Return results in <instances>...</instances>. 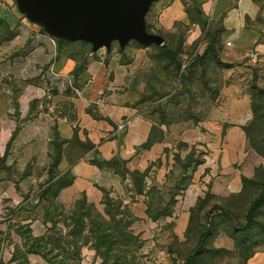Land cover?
I'll return each mask as SVG.
<instances>
[{"label": "crops", "instance_id": "crops-1", "mask_svg": "<svg viewBox=\"0 0 264 264\" xmlns=\"http://www.w3.org/2000/svg\"><path fill=\"white\" fill-rule=\"evenodd\" d=\"M166 1L159 28L169 41L176 23L190 19L182 0ZM203 9L220 24L219 39L231 42L223 61L234 66L225 68L227 81L202 118L165 123L142 100L143 78L156 62L153 47L129 43L94 52L82 41L61 42L16 0H0L6 25L0 26V211L7 196L5 205L15 211L12 250L23 245L15 228H29L34 237L47 232L46 200L37 189L48 185L56 149L53 181L69 174L56 201L71 208L86 198L104 215L108 202L117 204L148 245L168 246L160 240L169 234L187 239L201 199L221 205L244 191V178H255L264 157L246 127L254 119V68L264 88V0H204ZM199 35L194 28L183 45ZM247 264H264V244Z\"/></svg>", "mask_w": 264, "mask_h": 264}, {"label": "rangeland", "instance_id": "rangeland-1", "mask_svg": "<svg viewBox=\"0 0 264 264\" xmlns=\"http://www.w3.org/2000/svg\"><path fill=\"white\" fill-rule=\"evenodd\" d=\"M182 1L185 11L186 9L191 10V17L189 22L176 23L177 36L169 41L166 34L159 28L160 10L164 5H160L161 0L153 4L146 17L148 30L162 34L165 37L166 48L153 47L152 54L156 58V62L143 78L147 85L142 94V100L145 101L148 114L159 122L165 123H194L198 121L211 105L212 96L216 95L227 81L224 74V63L227 62L223 59L229 49L227 47L230 46L220 40L217 44L219 50L216 48L215 54L212 48L206 50L210 35L215 33L218 36L220 34V24L212 22L205 12L198 13V9L202 8V0ZM259 24L257 22L256 26ZM0 26L4 27L3 29L6 28L2 21H0ZM194 28L199 30V37L188 46H184L185 36ZM130 43L138 45V42L134 40ZM113 45L120 47L118 42H114ZM167 49H171L173 54H169ZM187 55L191 57V60L186 70L182 71V64ZM251 135L256 145L264 152V114L262 110L252 127ZM78 147L77 153L84 151L80 148L81 145ZM55 158L56 156H53L52 163ZM1 167L2 164L0 169ZM54 173L57 174L56 169H54ZM68 178L69 175L65 174L56 180L57 183L53 181L50 184L51 190L46 194L47 200L44 202L46 212H44L43 218L47 221L48 228H55L62 239V247L65 249L63 251L58 247L54 250V253H58L57 259L60 264H182L194 249L199 230L204 224L203 212L194 215L193 228L187 235V239L180 240L177 236L169 234L160 240V242L169 243L168 246L148 245L146 240L130 230V220L128 217H122L121 209L107 206L106 211H110V216L102 214L98 207H92L89 204L83 207L76 203L71 208H66L57 203L54 196L59 182L64 183ZM39 189L40 187L37 192L43 191L42 189L39 191ZM252 193L254 195L256 192L252 190ZM253 195L235 199L231 205L227 204V207L235 210L240 221H243L244 210L247 209ZM6 197L3 201V211H0V264H49L42 255L30 251V245L33 242L28 237L33 235L24 226L15 228L23 239V245L16 246L15 250H12L13 232L10 231V228H13L12 213L15 211L13 207L5 205V203L7 204ZM7 200L12 201L11 198H7ZM213 202L214 200H207L203 209H208ZM262 209L264 211V207ZM74 210L77 212L75 216L80 225L77 226L78 232L71 235L75 228L70 226L69 217L71 216L70 212ZM211 218H213V230L206 245V248L211 252L199 256L194 264H246L249 250L246 248L236 249L232 246L229 235L232 234L233 228L229 221L224 217H218V215L211 216ZM91 220L94 221V225L91 224ZM256 221L260 227L256 225L253 233L255 234V231L259 233L254 235L247 244H251L255 240L264 243V217L259 216ZM93 228L99 229L101 232L111 228L108 233L113 232L118 236L122 251L117 250V246L114 251L106 254L108 242L105 245L101 244L102 248L96 249V245L99 244L90 233ZM81 229L82 231L79 232ZM74 243H77L79 248ZM217 243L224 248L229 249L230 247L231 250L217 255L212 252L218 247Z\"/></svg>", "mask_w": 264, "mask_h": 264}, {"label": "trees", "instance_id": "trees-1", "mask_svg": "<svg viewBox=\"0 0 264 264\" xmlns=\"http://www.w3.org/2000/svg\"><path fill=\"white\" fill-rule=\"evenodd\" d=\"M203 3H204V0H202V3H201L202 8L198 9L199 14H203V12H204ZM186 13L188 14L189 19H190L191 10L186 9ZM148 31L152 32L150 30H148ZM160 35H162V34H160ZM60 41L61 42H67L65 40H60ZM219 41H220L219 35L217 36V34H215V33L211 34L207 40L206 50H208L209 48L210 49L212 48V51L215 54L217 52V51L215 52V49L216 48L218 49L217 44ZM82 42L90 44L86 41H82ZM137 44L139 46H142V47H157V48L161 47L162 49L166 48V43H164L163 45H160V46H158L156 44H151V45H142L140 43H137ZM167 51L169 52V54H173L171 49H167ZM232 66H234V63H224V68H228V67H232ZM258 76H259L258 70L256 68H254V74H253V80H252L253 81L252 89L254 90V94H253L254 119H253L252 123L246 127V132H247V135H248V138H249V141H250V144L252 145V147L260 155H262L264 157V152H262L260 147L258 145H256V143H255V141L251 135L252 127H253L254 123L257 121V119L259 118L260 110H262V112L264 114V88L258 87V85L256 83ZM88 144L91 145L90 143H88ZM60 154H61V150L56 149V153L54 155V156H56V158L54 159L53 163L51 164L50 171H49L50 177H49L48 185L43 189V191L40 194V197L44 198L45 200H47L46 199L47 192L49 190H51V187H52V186H50V184L53 182V178H54V167L58 163ZM3 161H4V158H0V162H1L0 165L2 164ZM66 174H68V173H66ZM56 183H57V181H56ZM65 184H66V181L64 183L59 182V186L57 187V190H56V193L54 196L55 200H56V195H57L60 187L65 185ZM252 190H254V192H256L254 195L252 193ZM251 195H253V197L249 201L247 209L244 210L243 221H240L239 216L237 215L235 210L227 207V204L231 205L235 199L246 198V197L251 196ZM207 200H214V202L212 205L209 206L208 209L205 210L203 208H204V205L206 204ZM78 201L76 203L81 204L83 207H85L86 204H89L90 206L95 207V205L92 203H89L86 200V198H82ZM215 202H216L215 199L211 196H208L205 199H201L199 204H198V207L196 208V210L192 214L190 226H189L188 231H187V235L190 234L191 229L193 228V219H194V215L196 213H200V212L204 213V224L201 225V229L199 230V236H198V239L195 243L194 249L191 251L189 256L183 261L182 264H194L199 256H201L202 254L211 252L210 249L206 248V245H207L209 235H211L212 230H213V218H211V216L213 217L214 215H218V217H221V218L224 217L227 221H229L230 226L233 228L232 234L229 235V237L234 242V245H233L234 248H236V249L237 248H246V250H249V254L246 256V264H247V260L250 258V256H252L256 252L257 247L262 246L264 244V243H261L257 240L253 241L251 244H247V242L250 239H252L254 235H257L259 233L258 231H255V234L253 233L256 225L260 227V225L257 224V221H256L257 218L259 216L264 217V211L262 209L264 207V166L263 165L258 167L255 178H253V179L244 178V191L239 196L232 197L226 201L224 200L221 205H218ZM108 206L113 207V208H117L120 210V207L117 204H113V203L108 202ZM44 212H46V210ZM76 213L77 212H75V210L70 212V214H71V216L69 217V219L71 220L70 226H74V228H75L74 231L71 233V235H73V233L75 235L78 232L77 226L80 225V222L77 220V218L75 216ZM106 214L111 216L110 211H106ZM44 220H45V218H44ZM45 222H47V221H45ZM91 224L94 225L95 224L94 221L91 220ZM110 230H111V228L105 229L104 232H101L99 229H95V228L90 230V233L93 234L92 238H95V240L99 244V245H96V249L102 248L103 246L101 244L105 245L106 242H108L109 246H108V249L106 251V254H109V252L114 251L117 246H118L117 250L122 251V245L118 240V236L113 232L108 233V231H110ZM28 231L31 232L29 230V228H28ZM81 231H82V229L79 230V232H81ZM263 231H264V226H263ZM28 238H29V240H32V242H33L30 245V251L31 252L42 255L48 261L49 264H60V261H58V259H57L58 253H54V250L58 247H60V249H62L63 251H65V249L62 247V239L59 237L58 233L55 231V228H53V227L48 228L47 232L42 236H39V237L29 236ZM72 245L73 244L71 243V246ZM74 245L79 248V245L77 243H74ZM49 246H52V247H49ZM230 250L231 249L224 248V247H217L212 252H215L217 255H219V254H222L224 252H228Z\"/></svg>", "mask_w": 264, "mask_h": 264}, {"label": "water", "instance_id": "water-1", "mask_svg": "<svg viewBox=\"0 0 264 264\" xmlns=\"http://www.w3.org/2000/svg\"><path fill=\"white\" fill-rule=\"evenodd\" d=\"M159 0H16L26 17L52 37L86 41L94 52L110 50L114 42L124 49L131 41L142 45L165 43L147 29L146 17Z\"/></svg>", "mask_w": 264, "mask_h": 264}, {"label": "built area", "instance_id": "built-area-1", "mask_svg": "<svg viewBox=\"0 0 264 264\" xmlns=\"http://www.w3.org/2000/svg\"><path fill=\"white\" fill-rule=\"evenodd\" d=\"M228 45H231V42H228ZM190 60H191V57H189L188 55L185 56V61L182 64V71H185L186 68L189 66Z\"/></svg>", "mask_w": 264, "mask_h": 264}]
</instances>
